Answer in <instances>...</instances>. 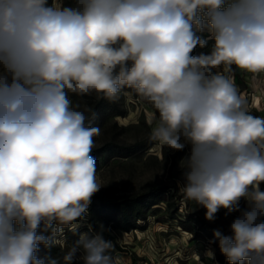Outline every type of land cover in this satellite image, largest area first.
I'll return each instance as SVG.
<instances>
[{
  "label": "clouds",
  "instance_id": "clouds-1",
  "mask_svg": "<svg viewBox=\"0 0 264 264\" xmlns=\"http://www.w3.org/2000/svg\"><path fill=\"white\" fill-rule=\"evenodd\" d=\"M205 29L213 50L192 56ZM233 65L264 83V0H0V264H45L39 245L67 248L66 264L81 249L84 264H115L103 235L63 238L100 189L101 130L69 94L117 100L126 88L154 109L151 141L191 146L181 190L205 219L248 201L231 236L214 231L228 264H264V117L250 114Z\"/></svg>",
  "mask_w": 264,
  "mask_h": 264
},
{
  "label": "rangeland",
  "instance_id": "rangeland-1",
  "mask_svg": "<svg viewBox=\"0 0 264 264\" xmlns=\"http://www.w3.org/2000/svg\"><path fill=\"white\" fill-rule=\"evenodd\" d=\"M61 2L65 7L76 6V0ZM196 34L206 43L203 47L198 44L191 55L211 54L215 43L211 33L205 29ZM222 68H213L211 72ZM231 75L238 90L246 94L250 114L264 117V83L253 88L252 74L235 65ZM258 79L264 81V74ZM69 99L73 107L79 105L78 110L85 112L87 126L101 130L94 137L91 152L100 189L92 196L87 212L76 222L75 231L63 229L66 244L70 247L82 233L90 237L98 234L94 223L103 238L113 243L111 255L115 264H228L214 231L231 236L230 224L248 209V201L240 200V211L226 215L227 210L220 209L214 221L205 219L206 209L188 200L181 190L187 171L183 161L191 146L186 143L183 150L177 151L151 141V127L146 120L154 109L135 90L124 89L117 100L95 92L84 96L70 93ZM181 142L184 143L183 139ZM260 189L264 191V183ZM147 194L151 195L144 197ZM139 198L140 206L131 208L133 200ZM92 204L94 213L90 210ZM124 207H130L126 222L121 214ZM140 213L145 220L137 219ZM128 223L135 227L126 231L124 226ZM55 247L60 252L67 251ZM209 250L214 253L213 258L206 255ZM84 254L83 249L79 250L73 260L84 264ZM38 257L44 258L45 264L55 261L50 254L41 253Z\"/></svg>",
  "mask_w": 264,
  "mask_h": 264
},
{
  "label": "trees",
  "instance_id": "trees-1",
  "mask_svg": "<svg viewBox=\"0 0 264 264\" xmlns=\"http://www.w3.org/2000/svg\"><path fill=\"white\" fill-rule=\"evenodd\" d=\"M50 1L51 0H48L49 4H50ZM149 195H151V194H147L144 197H148ZM140 201H141L140 198L137 199V200H133V202H132L130 207L131 208L133 207V208L137 209L140 206V203H141ZM129 208L128 207H124L122 209V211H121V214H122V216L124 218L123 221H125V222L128 221ZM90 210H91L92 213H94L93 204L90 206ZM136 217H137V219L145 220V216L142 213L137 214ZM93 227H94V230L97 233H99V234L102 233L101 229L99 228V226H97L96 224L93 223ZM134 227H135L134 225L131 226L129 223L124 226L126 231H128L129 229H132ZM41 253L42 254L53 255L57 264H66V262L64 261V258H63L65 253L60 252L55 246L49 248V247H45L44 245H39V251L36 253V255L39 256ZM67 264H77V262L75 260H72L70 262H67Z\"/></svg>",
  "mask_w": 264,
  "mask_h": 264
},
{
  "label": "bare ground",
  "instance_id": "bare-ground-1",
  "mask_svg": "<svg viewBox=\"0 0 264 264\" xmlns=\"http://www.w3.org/2000/svg\"><path fill=\"white\" fill-rule=\"evenodd\" d=\"M257 102V101H256Z\"/></svg>",
  "mask_w": 264,
  "mask_h": 264
}]
</instances>
